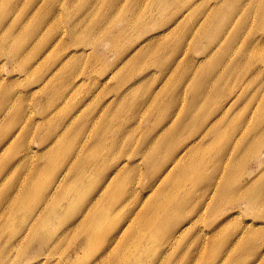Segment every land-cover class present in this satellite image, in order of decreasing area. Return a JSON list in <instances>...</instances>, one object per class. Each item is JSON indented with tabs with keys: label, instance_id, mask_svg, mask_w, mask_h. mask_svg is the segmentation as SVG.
<instances>
[{
	"label": "rangeland",
	"instance_id": "374dc122",
	"mask_svg": "<svg viewBox=\"0 0 264 264\" xmlns=\"http://www.w3.org/2000/svg\"><path fill=\"white\" fill-rule=\"evenodd\" d=\"M27 1H33L28 10L25 8ZM131 1L118 0V5L123 8L109 11L106 16L123 36L115 40L113 33H109L104 40L106 46L101 52H96L95 46L90 44L89 40L72 42L69 36H65L63 41L66 44L64 50H61L60 44L52 48L50 53L59 51L62 54L61 62L73 64L74 58H78L77 70L79 73L82 72L76 79L78 87L74 80L65 78L63 74L61 79L53 77L49 80L46 89H43L44 85L36 89L38 79L32 81L35 82L34 84L16 86L24 83L26 77L21 80L12 77L18 72L19 65L30 55L23 60L18 57L15 62L8 60L9 63L5 67L6 58H0V110L5 106L4 91L8 90V114L0 116V134L8 126V133L2 138L4 142L8 140V167L5 164L0 165V175L3 176L0 181V191L9 188L14 183L16 175L25 174L28 167H32L31 156L24 155L20 145H17L19 135L28 121L27 117L18 121L17 109L20 104H25L29 108L38 101L43 104L49 101L50 104L45 107L48 113H51L50 125L59 127L63 121L62 114L77 102L68 111V120H65V124L69 128L64 136L69 135L72 139L83 140L87 133L81 131V128L91 119L92 125L102 124L104 129L109 127L110 132H106L104 141H113L116 149L129 151L132 145L131 139L135 144L148 136L153 142L164 138L170 127L185 119L189 101L196 96H202V99L196 102L193 113L200 118L206 117L208 120L205 123L210 124L208 126H215L216 132L203 140L200 139L201 137L198 138L200 142L194 143L189 153L184 155L186 157L172 170L168 168L165 171V168L160 169L158 165L153 169L154 171L147 169V161L143 162L142 156H139L141 162L130 164L122 180L114 185L111 198L115 204L111 207V212L113 213L118 206L117 215L123 206L119 217L117 216L121 226L132 218L136 224V221L142 218L136 214H144L150 201L159 194L161 196L159 195L152 204L160 200L165 201V204L171 201L181 204L178 209L161 210L159 222L150 226L144 233H140L143 241L131 247L129 252V254L133 252L141 255L138 264H151L152 259L159 257L160 254H163V257L159 264H264V247L260 248L264 243V146L260 151L249 153L250 151L247 152L245 149L246 143L238 136L242 126H250L251 129L259 132H252L249 139H259L261 133H264L262 16L264 0H168L169 11L166 14L153 6V0H140L138 5H130ZM223 1L228 3L225 11L218 9ZM14 2V0H0V7L8 8V16L0 17V39L4 36H8L9 39L7 45L0 42V53L16 50L19 55L27 51L31 54L36 43L31 40L22 41L23 36L19 31L31 15L45 14L55 1L51 4L49 0L48 4L43 0H17V4ZM216 3L220 5L213 14H219L224 20H229V24L219 31H215V24L211 23L200 28L203 16L208 14ZM89 4L90 0L70 2L74 15H76L75 11L85 9ZM130 7H133V12L126 11V8ZM47 16L44 26L40 28L41 40L51 37L49 31L55 25L52 22L53 17L57 22L59 20L62 22L57 29L66 26L69 34L75 26L79 28L83 25L78 21L75 23L74 17L65 18L66 14L62 8H54L53 14ZM76 19H78L77 15ZM193 25L195 26L191 28ZM205 34L208 37H215L212 43L204 38ZM51 47L52 45L49 46ZM68 48H70L69 52L71 49L77 50L76 56L70 54L64 58L63 53L68 51ZM113 48L122 53L127 51L120 63L122 65L119 64L117 67L112 65L115 59L111 51ZM134 49L137 55L130 57ZM154 50L156 51L153 53ZM35 62L41 63L43 68L50 61L35 58ZM61 62L51 65L45 73ZM123 66L133 69L128 79L131 83H134L132 82L134 80L137 82L128 94L118 100L119 95L114 93L122 92L127 77L118 74L122 72ZM161 71H166L167 75ZM50 78L51 76H48L46 80ZM53 86L59 89L57 95L52 89ZM126 100L138 104L139 107L136 110L132 109ZM92 111V114H88ZM104 112L108 115L106 122L102 121ZM178 114L185 115L178 117ZM38 117L39 128L46 130L49 125H44L41 121L44 114ZM115 128H121L117 138L116 134L112 133ZM162 131L164 133L157 137ZM196 131L197 129L194 132ZM39 142V139H35L32 141V146L38 145ZM57 144L56 156L53 160L58 165H62L73 157L71 153L75 145L66 147L69 143L67 139L62 138L52 150ZM42 147H48V144ZM64 147L66 148L63 152ZM146 153L149 151H144L141 155L145 156ZM4 154L0 152V162ZM36 156L38 162L43 164L46 161L45 158L40 159L37 154ZM113 156L116 157L114 152H105L98 157L101 158L99 160L101 165L99 168L96 167L92 178L90 175L94 169L93 157L84 155L85 172H89L88 178L77 182L76 172H72L73 179L68 189L74 192L81 183L88 186L91 191V181L99 182L100 185L106 183L107 176L102 174V168ZM173 156L176 157V154L174 153ZM148 160L158 161V164L171 163V160L159 159V157ZM133 168L137 169H134L135 175L126 173ZM196 169L199 173L195 178H181ZM156 179L159 181L155 184ZM150 181L153 182V186H150ZM224 182L230 185L236 183L242 188L241 192L255 191L260 198L254 199L255 203L252 205L245 203L244 199L229 204L225 200V194H217L219 186ZM175 184L177 188L169 194L163 196L170 190H167L169 187L167 191L160 192V189ZM249 187L250 189H247ZM68 189L65 188L64 191ZM153 192L157 195L153 196ZM210 198H212L211 203ZM36 200L38 203L40 198L33 197L27 204L29 207L8 209V214L5 216H1L0 213L1 232H3V237L0 239V256H6L5 264H40V261L45 259L43 254L38 255L40 257L37 259L31 256L30 260L25 256V261L14 263L17 253L23 252V247L13 246L12 242L22 234L30 207L36 204ZM215 201H219L220 207L212 210L211 205ZM74 203L79 201L76 199ZM73 204L62 216L63 219L66 218L64 220L66 223L69 220L72 222L79 216ZM2 206L3 200L0 196V207ZM253 209L257 212L252 211ZM250 220L258 223L259 227L255 231L262 232V239L251 249L249 247L240 249L238 246L241 232L246 223L251 222ZM179 223H183L187 230L184 236L173 234L174 228L179 227ZM107 232L106 226L100 234L91 236L89 238L91 242L86 249L75 252L78 256L75 264H93L100 249H104ZM171 234L173 238H178L174 240V244L165 246ZM7 235L8 242H6ZM52 238L48 239L47 243L51 242ZM52 262L53 260L45 264Z\"/></svg>",
	"mask_w": 264,
	"mask_h": 264
},
{
	"label": "bare ground",
	"instance_id": "6f19581e",
	"mask_svg": "<svg viewBox=\"0 0 264 264\" xmlns=\"http://www.w3.org/2000/svg\"><path fill=\"white\" fill-rule=\"evenodd\" d=\"M14 1V3L17 4V0ZM53 1L55 2L45 14L36 13L31 15L27 23L23 26L22 30L19 31V33L23 36L22 41L31 40L36 43V46L34 47V50L31 54H29L30 52L27 51L19 55L16 50L10 52L2 51L0 53V58L5 57L7 60V62L4 64V67L7 63H9L8 60L15 62L18 57L19 59L23 60L30 55L24 63L19 65L18 72L14 73V77H12L19 80L24 78V76L26 77L24 83H19L16 86L24 87L29 83L34 84L35 82L32 81L38 79V84L35 86L36 89L42 85H44L43 89H46L49 80H51L53 77H58L61 79L63 74L65 78L74 80L76 87H78L79 84H77L76 79L79 77L78 75L82 74V72L79 73L77 70L78 58H74L73 64L61 62L63 60L62 54L59 51L50 53L52 48H54L56 44H60L61 50H64L66 44L63 43V41L65 36H69L72 42H75V40H89L90 44L95 46L96 49H94L96 52L99 53L105 48L106 43L104 40L109 33H113L115 40L123 36L121 31H117V28L114 27L116 25L109 21V17L106 18V16L109 14V11H116L123 8L118 5V0H90V4L87 5V7L85 6V9L79 10L78 12L75 11L78 19H76V15H74L70 6V2L74 0H49V4H51ZM43 2L48 4V0H43ZM139 2L140 0H132L130 5H138ZM25 3L27 5L25 8L28 10L31 8L33 1H27ZM218 5L220 4L216 3L214 8L208 14L203 16L202 22L200 24L201 26L199 25L200 28H203V25L211 23L215 24L214 30L219 31L220 28H223L226 26V24H229V20H224V18L219 16V14H213ZM227 5L228 3L223 1L222 5L219 6L218 9L225 11ZM153 6H156L158 10L164 14L169 11L168 0H153ZM54 8H62L63 12L66 14L65 18L72 19L74 17L75 23L78 21L83 25H81L79 28L75 26L69 34V29L66 26L60 27L59 30L57 29L58 25L62 22L61 20L57 22V19L53 17L52 22L55 23V25L52 26L51 30L49 31V35L51 37L41 40L42 35L40 28L44 26L43 23L45 22L46 17H48L47 15L53 14ZM152 9L156 10L155 8ZM133 10V7L128 9L126 8V11L133 12ZM6 16H8V8L5 6L0 7V17ZM262 16L264 20V11H262ZM101 18L104 19L100 20ZM194 26L195 25H193L191 28ZM198 37L203 38L202 36ZM206 37H208L207 34H205L204 38L210 43H212L215 38L213 36L208 38ZM8 41V36H4L2 39H0V42L3 45H7ZM50 45H52L51 48H49ZM114 46L117 47V44L114 43ZM69 49L70 48H68V51L63 53L64 58H67L70 56V54L72 56H76L77 50L71 49L69 52ZM135 49L133 50L134 52L130 55V57L137 55V51H135ZM158 50L159 49H157V51ZM111 51L115 55L112 65L117 67L120 63H122V59L125 58L124 56L126 55L127 51L122 53V51L120 52V50H117L116 48L111 49ZM155 51L156 50L152 52L154 53ZM35 58H43L45 61L49 60L50 62H47L46 66L41 68V63L35 62ZM59 62L61 63L58 66L50 70L48 73H45L48 71V69H50L51 65L54 66V64ZM88 67L90 66L88 65ZM119 68L120 66L118 67V70ZM132 72L133 69L127 66H123L122 72H118L119 75H124V77L127 76L125 78L126 83L123 85L122 92L120 93L117 91L114 93L115 95H119L118 100L121 99L125 94H128V92L137 82L134 80L132 81L134 83H131L130 79H128ZM161 72L167 75L166 71ZM44 73L46 75H44ZM48 76H51V78L46 80ZM6 79H8V77ZM52 89L54 90L55 95L59 93V89H56L55 86H53ZM4 95L5 96L3 99L5 106L0 110V112L6 108L7 109L0 113V116H5L8 114V90L4 91ZM201 99L202 96H196L193 98V100L189 101L185 119L178 121L175 126L170 127L164 138H162L160 141L157 140L153 142L150 139V136H148L140 140V142L134 144L133 139H131L130 143L132 145L130 146L131 148L129 151H124V149H116V145L113 141H104L103 139L107 135L106 132H110L109 127L104 129L102 124L96 125L93 123L92 125L91 119L81 128V131L87 133L83 140L78 141L77 139L70 138L69 135L64 136L69 128V126L65 124V120H68V111L74 105H76L77 102H74L70 109L62 114L63 121L59 127L50 125L49 114L51 113H48L49 111L45 107V105L48 106L50 104L49 101L45 102L44 104L43 102L38 101L29 108L25 104H20L17 109L18 121L26 117L28 121L19 135L17 145H20V150L24 153V155L31 156L30 160L32 167L29 165L31 168L28 167L27 172H24L25 174L21 173L19 176L16 175L14 183L9 188L0 191V196L3 200V206L0 207L1 216L7 215L8 209L13 207H29L27 204L33 197L35 199L40 198V200L38 203L36 200V204L30 207L28 218L24 222V230L22 231V234L19 235L18 238H15L12 242L13 246L21 245L20 247H23V252L20 254L17 253V258L14 260V263L25 261V256H28L30 260L31 256L35 257L34 259H37L40 257H38V255L43 254L42 256L45 259L41 260L40 264H45L46 262L52 260L55 262V264H75L78 258L75 252L79 249H86L88 244L91 242L89 241V238L93 235L100 234L101 230L105 229L107 226L108 232L104 238V249H100V253L93 264H138L141 260V255L139 253L133 252L129 254V252L131 247L139 245L143 241V236L140 233H144L150 226L159 222L161 210H169L172 208L178 209L181 204L172 201L165 204V201L162 200L152 204L159 197V194L158 197H154V199L150 201L144 214H136V216L140 215L142 217L136 221V224L134 223V218H132L119 226L121 221L118 219V217L123 206L121 207V210L118 211L117 215L116 211L118 206L114 209L113 213L111 212V207L115 204L111 198L112 190L114 185L119 182V180H122L125 170L129 168L130 164L141 162V158H139V156H142L143 162L147 161V169L154 171L153 169H155V167L158 165V168H165V171L168 168L172 170L177 167L183 158L186 157H184V155L189 153V149L192 148V145L199 141L197 140L198 138L201 137L200 139L203 140L216 132L215 126H208L210 124L205 123L208 120L206 117L200 118L193 113L194 107L197 105L196 102H199ZM109 102L110 101H108V103ZM126 103H129V101L126 100ZM129 104L134 110L139 107V105L136 103L130 102ZM92 113L93 111L88 112V114ZM42 114H44V118L41 119V121L44 123V125H49L46 130L40 129L38 126L39 124H37L40 122L38 116ZM184 115L185 114H178V117ZM107 120V112H104L102 121L106 122ZM89 127L91 128L89 129ZM196 129L197 131L195 133L194 131ZM120 130L121 128H115L113 130L112 133L116 134V138L119 135ZM252 132L259 133L251 129L250 126H242L240 129V134L238 135L240 139L246 143L245 149L247 152L250 151L249 153L260 151L264 146V133H261V137L259 139H249V137L252 135ZM7 133L8 126L5 128L2 134H0V152L1 154L5 153L4 157L1 158L0 165L5 164L8 167V140L4 142V139H2L7 135ZM163 133L164 131L159 133L157 137L161 136ZM62 138L67 139L69 143V146L66 147H73L74 145L75 147L71 153L73 154V157L69 161H66L65 164L58 165L53 160L56 156L55 152L57 150L58 144L55 149L52 150V148ZM35 139H39L40 142L38 145L32 146V141ZM51 142H53V144ZM45 144H48V147H42L45 146ZM66 147L63 148V152ZM144 151H149V153H146L145 156H143L141 153H144ZM105 152H114V155L116 154V157H110L109 161L107 160L102 168V174L107 176V182L100 185L99 182L95 181L93 183V181H91V191L88 186L82 185L80 183L77 185L76 190L71 192L70 189H68V186L73 179L71 176L72 172H76L77 182L81 179L84 180L88 178L89 172H85L86 162L83 160V156L88 154L93 157L92 165L94 169L92 170L93 173L90 175L93 178L96 167L99 168L101 165V162L99 163L101 158L98 157ZM174 153L176 154V157L173 156ZM36 154L40 159L45 158L46 161H44L43 164L38 162ZM157 157H159V159L171 160L170 165H168L166 162H161L158 164V161L149 162L148 160ZM134 169L137 170L136 168H133L126 173L130 172L129 175H135L136 171ZM198 173L199 171L196 169L187 175L181 176V178L193 179L198 175ZM212 177L213 176L211 175L210 178ZM22 178L23 180L21 181ZM2 179L3 176L0 175V181ZM158 181V179L154 180L155 184ZM18 183L19 186L17 187ZM149 184L150 186H153L152 181H150ZM65 188L68 190L64 191ZM175 188H177L176 184L173 186H166L160 189V192H165L170 189L163 195L165 196ZM241 189L242 188L237 186L236 183L230 185L228 182H224L219 186L218 193L217 190L215 193L225 194V200L229 202V204L236 203L237 201L244 199L243 201L245 203L247 202L252 205L255 203L254 199L260 198L255 191L241 192ZM247 189H250V187ZM152 195L155 196L157 193L153 192ZM76 199L80 204L74 203ZM211 199L212 198L209 199L210 203ZM40 202L41 204H39ZM218 202L219 201H215L211 205L212 210H216L220 207ZM72 204L75 206L74 210L79 216L72 222L71 220H67L68 222L66 223L64 222L66 218L63 219L62 216L67 211V209L71 208ZM252 211L257 212L256 209H253ZM250 221L251 222L246 223L244 230L241 232L238 246L240 249H245L248 247L251 249V247L253 248L255 246L254 244L258 243L262 239V232L260 230L255 231V229L259 227L258 223L254 220ZM184 226L185 225H183V223H179V227L176 226L174 228V236H184L187 231ZM1 231L2 224L0 223V239L3 237V232ZM174 236L171 234L164 245L168 246L170 244H174V240L178 238H173ZM50 237H53L52 241L47 243ZM6 242H8V235ZM263 247L264 243L260 248L262 249ZM162 255L160 254L159 257L153 258V263L151 264H159V262L162 261ZM53 262L49 264H53ZM5 263L6 256H0V264Z\"/></svg>",
	"mask_w": 264,
	"mask_h": 264
}]
</instances>
